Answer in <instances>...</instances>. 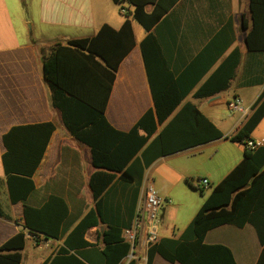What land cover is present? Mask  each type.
Instances as JSON below:
<instances>
[{"label": "crops", "instance_id": "crops-1", "mask_svg": "<svg viewBox=\"0 0 264 264\" xmlns=\"http://www.w3.org/2000/svg\"><path fill=\"white\" fill-rule=\"evenodd\" d=\"M136 1L144 3L146 12L152 13L159 0ZM134 11V4L128 1L119 5L113 0H0V247L24 232L26 246L19 252L23 264H44L63 245L68 234L96 209L90 180L99 170L94 166L91 149L78 142L64 125L54 90L42 76L43 50L58 43L94 38L104 25L120 30L130 20L135 46L116 74L106 109L110 124L127 133L147 112L154 110L141 50L142 41L152 34L174 81L191 89L180 108L188 102L196 105L224 135L222 140L154 161L152 153L146 159L142 157L144 148L136 157L139 163L128 166L132 173L126 181L120 178L121 173H116L100 198L103 222L85 234V240L97 250H103L102 237L111 226L123 229L131 225L143 200V184L148 174L158 196L165 200L160 211V240L179 239L213 188L244 159V146L233 142L231 137L246 123L264 95V51L252 50L248 43L253 29L250 0H177L150 33L133 19ZM205 85L215 89L209 90L214 92L199 95ZM236 99L247 112L229 109L228 103ZM45 123H53L55 131L32 178L35 192L26 204L40 208L50 198H60L69 214L65 236L59 241L42 239L37 244L25 229L24 205L10 201L3 166L6 152L3 137L14 127ZM160 131L159 126L149 144ZM251 138L264 139V118ZM195 151L203 160L202 166H191L197 158ZM152 173L159 174L163 186L156 188ZM204 179L208 180V186L202 184ZM178 186L182 196L191 189L202 197L198 206L183 212L181 218H177L180 209L170 205L171 198L177 199L178 194L173 191ZM206 188L211 191L205 195ZM205 243L229 248L237 264H257L262 253L258 235L250 224L243 228L233 225L215 228L207 233ZM89 254L93 261H99ZM147 258L148 253L140 249L134 264H147ZM153 264L173 263L156 254Z\"/></svg>", "mask_w": 264, "mask_h": 264}, {"label": "trees", "instance_id": "trees-1", "mask_svg": "<svg viewBox=\"0 0 264 264\" xmlns=\"http://www.w3.org/2000/svg\"><path fill=\"white\" fill-rule=\"evenodd\" d=\"M133 19L150 33L177 0H159L152 13L136 0ZM253 29L248 36L252 50L264 51V0H250ZM135 46L130 20L120 30L104 25L91 39L58 43L42 51V76L53 88L57 107L62 113L68 132L92 152L94 166L99 170L90 180L96 209L68 234L63 245L44 264H125L130 246L122 239V228L111 226L103 234V250L85 240L86 232L103 222L101 196L113 183L116 173L126 181L130 167L152 153L154 161L211 142L224 139L216 126L190 102L183 104L190 88L177 84L167 69L160 47L152 34L141 43L154 110L147 112L130 132L115 129L106 117V109L116 74L122 61ZM220 89V88H219ZM215 90L205 85L198 93ZM180 108V109H179ZM264 118V95L253 114L231 137L245 148L243 161L216 187L204 202L193 222L179 239H162L150 247L147 264H153L156 254L169 263L178 264H237L231 250L222 245H207L211 230L233 225L243 228L250 224L262 245L257 264H264V147L249 150L246 144ZM161 131L149 144L153 136ZM55 131L53 123L19 126L3 137L6 152L3 166L7 176L10 201L24 205L25 229L39 244L44 240L59 241L66 234L68 208L60 198H50L42 207L26 204L35 192L32 180ZM149 144V145H148ZM1 215V211H0ZM26 246V235L20 232L0 247V264H23L19 253ZM14 251L12 254H2ZM92 253L99 261L89 256ZM129 264H134L131 262Z\"/></svg>", "mask_w": 264, "mask_h": 264}, {"label": "built area", "instance_id": "built-area-1", "mask_svg": "<svg viewBox=\"0 0 264 264\" xmlns=\"http://www.w3.org/2000/svg\"><path fill=\"white\" fill-rule=\"evenodd\" d=\"M122 13H126L124 8ZM228 107L231 111H239L241 113L247 112L242 106V102L238 99L230 101ZM247 149L257 150L264 147V139L249 140L246 144ZM204 186H208V180L202 181ZM143 200L137 207L136 215L129 227L122 229V239L130 246V254L127 257L125 264L134 262L139 250L142 249L148 253L151 246L160 241V228L162 226V219L160 218V211L165 203V200L160 198L151 182L148 174L143 184ZM48 242H45V245ZM46 246V247H47Z\"/></svg>", "mask_w": 264, "mask_h": 264}, {"label": "rangeland", "instance_id": "rangeland-1", "mask_svg": "<svg viewBox=\"0 0 264 264\" xmlns=\"http://www.w3.org/2000/svg\"><path fill=\"white\" fill-rule=\"evenodd\" d=\"M122 15L125 16L124 13H122ZM195 153H196V157L197 158H196V160H193L192 161L191 166L192 167L202 166L203 165L202 164L203 163V160H200V158H199L200 155H199L198 151H195ZM158 175H159L158 173H152L151 174V178H153V180L155 181L156 188H159V186L162 185V184H160ZM179 188H180V186L176 187L175 190L173 191L174 194H178V195H177V199H175V201H174V199L171 198L172 201H171V204H170V205L175 206L174 209H180L178 211V213H177V218L178 217L181 218L183 216V212L187 213L188 212V209H192L196 205L198 206V204L202 200V197L200 195V192H194L191 189H189V187H188L189 193L186 196H182ZM209 191H211V190L208 189V188H206L205 189V195H206V193H209ZM182 209H184V210H182ZM48 249L51 250L50 248H48Z\"/></svg>", "mask_w": 264, "mask_h": 264}, {"label": "water", "instance_id": "water-1", "mask_svg": "<svg viewBox=\"0 0 264 264\" xmlns=\"http://www.w3.org/2000/svg\"><path fill=\"white\" fill-rule=\"evenodd\" d=\"M31 235V234H30Z\"/></svg>", "mask_w": 264, "mask_h": 264}]
</instances>
